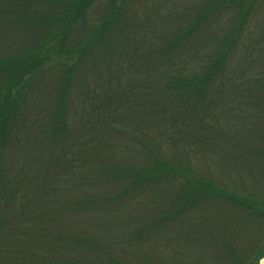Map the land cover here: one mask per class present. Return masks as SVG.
<instances>
[{"label": "rangeland", "instance_id": "obj_1", "mask_svg": "<svg viewBox=\"0 0 264 264\" xmlns=\"http://www.w3.org/2000/svg\"><path fill=\"white\" fill-rule=\"evenodd\" d=\"M205 2L116 0L119 14L108 35H105L102 44L104 50L99 53L105 64L95 67L93 55L84 60L83 72L89 73L87 84L83 85L81 80L75 82L82 94L69 84L66 87L68 91L63 92L60 88L63 78L62 70L57 69L56 54L47 57L42 68L31 76H24L26 84L20 89L24 93V100L19 103L20 115H17L10 140L6 139L0 157V170L4 169V175L12 177L10 186L15 183L24 192L12 198L13 204H0V221H10L11 218L17 221L16 217H20L21 225L13 230L16 237L11 245L7 241L0 244V260L10 258V261H0V264H17L16 260L21 264H45L46 256L51 264H64V261H79L81 258L87 260L88 264H196L192 260L195 257H201L202 264H210L208 261H211L212 253L225 252L220 228L224 224L235 223V220L242 223L244 231L238 235L237 247L244 250L242 254L253 252L251 264H262L264 223H260L257 234L251 232L240 217L243 206L232 203L228 198L236 193L250 196L264 205V142L251 137L247 143L253 148L259 146L262 152L257 158H249L246 146L240 141L230 142L231 134L234 133L233 138L237 140L235 135L240 133L238 126L232 128L235 117L241 114L234 101L239 95L231 93L233 100L229 101H232L233 109L221 112V116H226V122L219 125V131L225 136L221 135L223 139L220 141L212 137L208 143L195 142L200 133L198 126L192 130L194 142L187 143L182 137L180 140H168L171 130H163L166 125L159 124L158 116L147 115L149 108L144 104L135 105L132 114L126 113L125 106L118 107L114 111L123 108L122 112L118 111L115 119L111 118L109 122L100 121L91 109L92 99H98L100 103L103 91L107 92L108 86H113L111 79L121 92L138 96L146 89L145 86L151 88L160 78L162 83L156 91L164 89L168 94L159 102L180 106L175 96L165 89V83L171 82L168 71L173 77L183 75L188 78L202 72L209 51L218 39L227 35L222 27L226 21L213 16L202 21L194 34L177 44L176 48L170 44L175 31L184 28L191 21L192 14ZM91 9L93 16L100 18L98 26L102 25L108 5L103 3ZM242 29L238 49L241 50L244 40L249 38V49L254 48L250 50L255 53V48L264 42V7L255 6ZM16 44H12L11 36V41L7 38L0 42V49L9 48L6 53H11ZM248 55L251 56V53ZM247 60L255 62V66L259 64L254 56ZM107 65L113 71L122 67V71L104 76ZM237 66L233 71L235 76L240 71ZM155 73L158 75L155 76ZM127 77L131 78L128 90ZM240 79L239 76L237 82ZM212 89L214 87H209L205 92ZM63 97L65 114L58 127L69 133L70 137L74 131L77 134L96 135L97 142L95 137L91 141L93 146L86 150L81 146L87 144L89 137L82 139L77 135L76 145H72L64 136L66 132L57 133V118L53 117L57 101ZM65 100L71 104L68 106ZM99 111L104 113L101 104ZM172 112H176L175 107L165 111L163 116L171 119ZM102 116L110 118L107 114ZM94 126H97L95 133ZM80 152L88 154L91 173L102 176L88 173L78 180L84 188L79 187L76 197L69 195V202L74 203L76 199L81 201L79 210L60 208L63 204L60 203L61 197L57 198V190L55 195L46 193L45 198L33 194L29 176H37V171L42 172L41 177L57 176V165H53L51 160L55 158L54 162H57L67 154L77 155ZM67 158L64 157L63 162ZM154 162H164L182 168L184 172L141 177L142 172L145 175L151 171ZM134 173L137 175L132 176ZM183 177L190 181L202 178L215 183L219 187L220 197L209 194L200 203L194 201L196 206L190 210H174L179 204L176 193L183 184ZM134 179L138 181L137 185ZM45 181L50 183V180ZM183 192L193 199L190 194L193 191L188 185ZM67 212L75 213V218L68 216L64 220ZM49 217L53 221H49ZM259 238L263 240L262 243L256 241ZM230 244L234 246L235 242L230 241ZM214 260L218 262L212 264H233V260H226L225 256H217Z\"/></svg>", "mask_w": 264, "mask_h": 264}, {"label": "trees", "instance_id": "obj_2", "mask_svg": "<svg viewBox=\"0 0 264 264\" xmlns=\"http://www.w3.org/2000/svg\"><path fill=\"white\" fill-rule=\"evenodd\" d=\"M115 1L116 0H0V42L6 41L7 38L11 41L12 36V44L15 45V43H17L14 47L15 49H12L11 53H6L8 52L6 50L9 48L4 47L5 50L0 49V157L2 149L6 146V139L10 140L12 127L15 124L17 115H20L19 107L21 104L19 103L24 100V93L21 91V88L26 84L24 82L25 79H23L26 74L31 76L34 71L42 68V65H44L43 62L47 57L57 55V69H59V71L62 70V75L59 74V76L61 75V78H63V84L61 87L59 85V87L64 92L67 90L66 87L69 84L76 92L82 94L76 87L75 82L76 80H81L83 85L87 84V76L89 73L83 72L82 66L84 60H86L89 55H93L92 61L93 64H96L95 67L103 66L101 65L102 63L105 64L104 58L101 57L99 53L104 50L102 49V44L105 41V35L106 33L108 35L112 24L117 20L119 14ZM204 1L206 2L200 6L201 8L196 13L192 14L191 21L184 28H179L177 26L179 29H177L173 37H171L170 44H173L176 48L177 44L194 34V31L199 27L202 21L204 22L205 19L213 16L218 19L222 18L226 21L223 23L222 27L227 35L224 34L216 43L213 41L215 46L207 54L209 58L202 72L200 71L195 76L188 78L183 75L173 77L168 71V75L171 76V82L169 84L165 83V89L169 90L170 93L175 96L180 106L175 103H172L170 106L166 103L161 104L159 102L160 98L165 99L168 94L164 89L161 92L156 91V88L162 83L160 78L156 79L155 84L153 83L151 88L145 86L146 89L138 93V96H131V93L126 94L121 92L117 84L112 83L114 79H111L112 82L108 79L113 86H108L107 92L105 90L103 91L100 103L98 99L94 101L90 98L93 103L91 104V109L94 111L95 117L100 121L109 122L111 118L115 119L114 117L118 115V111L122 112L123 108L114 111L118 107L125 106L126 113L132 114L135 110V105L144 104L149 108L147 115L152 114V116H158L159 124L166 125L163 130L167 128L171 130V135L168 137V140H180L182 137L187 143H189V141L194 142L192 130L198 126L200 133L198 137L196 136L197 139L195 142L208 143V140L212 137L220 141L223 139L222 136H225L219 131V125L222 122H226V116H221V112H225L226 109H233L232 101H229L233 100V98L230 97L231 93H233L239 95V98L234 101L237 103V106H239V109H241V114L235 117V123L232 128L238 126L240 133H236L235 135V137L238 138L237 140L233 138L234 133L231 134L230 142L237 143V141H240L243 146H246L248 157L257 158L262 152L259 150V146L253 148L248 146L247 143L252 138L264 142V42H262L261 46L255 48V53L250 50L254 48L249 49L250 45L247 44L249 38L244 40L243 43L247 45L243 44L241 50L238 49L237 42L242 35V28L246 26L249 20L251 10L255 6L257 8H263L264 0ZM103 3L108 5V9L103 17V24L98 26L97 22L100 18L93 16L91 8L95 5L100 6ZM15 33L17 35H15ZM18 47H21L23 50H17ZM249 53H251V56H254L256 61H259L257 66L254 65L255 62H249L247 60L248 57H251L248 55ZM141 56H144V54L141 53ZM244 58L245 63L243 61ZM236 66L240 71H238L239 74L235 76L233 71L236 70ZM250 67H252V69H250ZM91 70H93L94 73V69L92 68ZM121 71L122 67L113 71L112 68L108 66L104 76H111V74ZM157 75L158 74L155 73V76ZM239 76L241 79L237 82ZM130 79V77L126 78L127 90L130 87ZM209 87H214V89L205 92ZM193 98H197L198 100L192 101ZM65 102L68 106L71 104L70 101L65 100ZM66 104L65 108L67 106ZM100 104L104 112L103 114L99 111ZM63 105L64 97L62 99L59 98L57 101L55 115L53 117L57 118V133H59V131L62 133L66 132L58 127V123H62L65 114L63 112ZM171 107H175L176 112H172L173 115L171 119L167 120L163 115L164 112L169 111ZM104 114H107L110 118H103L102 115ZM186 118L189 119L186 120ZM251 118H254V120H250ZM84 122L86 124L88 123V121ZM191 124L192 127H189ZM94 127L95 133L97 126ZM77 135L82 139H87V137H89L86 145H79L81 148L86 150L89 146H93L94 143H91V141H94L96 137L95 134H93L95 136L82 133L77 134L76 131L73 132L72 137H70L67 132L64 134L72 145H76L75 138ZM97 140L98 138L96 137L95 142H97ZM105 142L106 141H103L102 143ZM64 157H68L66 162H63ZM64 157L59 160L57 159V162H54L55 158L51 160L53 161L51 162L53 165H57V176L41 177L40 175L43 174L40 171L36 172L35 175L37 176H29L32 179L31 188L33 194H36L38 198H45L44 196L46 193H53L55 195L57 190V198L61 197L60 203L63 204L59 206L60 208L62 206L69 210H79L78 207L82 205L81 201L74 198L76 202H69L71 199L69 195L76 197L79 187L81 186L78 180L85 178V176H82L83 174L91 173L92 168L89 166V157L88 154L83 152L77 153V155L70 153ZM82 157L85 158V160ZM177 171L179 174L184 172L182 168H176L164 162H154L150 171L152 172L150 176L148 175L150 172H147L145 175L142 172L140 176L176 175ZM4 174V169H1L0 204L4 202V205L7 204L8 206L9 204H13L12 198L17 194H24V192L15 183L10 186L9 181H11L12 177L5 176ZM91 175L102 176L99 173L98 175H93L91 173ZM136 175L137 173L132 174V176ZM45 180H50V183H46ZM145 180H148V178H145ZM183 180V184L176 193L179 204L174 210L184 211L186 208L190 210L196 206L194 204L195 202L199 201L200 203L201 199L205 198V196L209 197V194L217 198L221 195L218 185L213 182H207L202 178L194 179L193 181H190L188 178H184ZM17 181L22 183L19 179ZM42 182H44L45 185H43ZM135 184H138L137 180H135ZM187 185L191 188V191H193L190 192V194L193 199L196 200L191 199V196H188L189 194L183 192ZM81 187L84 188V185ZM27 188L30 189L29 187ZM85 192L87 193L88 191ZM61 194H64L65 197ZM228 198H230L232 203L243 206L240 217L243 223L247 225L248 229L251 228V232L253 231L257 234L260 223H264V205L250 196L238 195L236 193L231 194V197ZM48 200L51 199H45V201ZM21 203H23V201H21ZM2 207L3 206H1V209ZM74 214L75 213L67 212L64 220L68 219V216L74 219ZM16 218L18 219L17 221H14V218L9 219L10 221H0V244L6 243L7 241L8 244L11 245V242L15 241L14 239L16 236L13 230L18 229L17 226L21 225L20 217ZM49 221H53V218L49 217ZM220 230L225 252L219 254L212 253L211 255L213 258L211 257V261L208 262H211L210 264L218 262L214 260L217 256H225L226 260H233V264H251L253 252L242 254L244 250H241L242 248H238L236 245L239 233L244 232L242 230V223L235 220V223L224 224ZM228 235L229 238L225 239ZM230 241L235 242L234 246H231ZM256 241L262 243L261 241L263 240L259 238ZM13 256L15 259L17 258L14 253ZM47 258L46 256L45 260L47 262L45 264H51V262L48 263ZM192 260H195L193 262H197L196 264L203 263L200 262V260H202L201 257H195ZM0 261L6 263V261H10V258L5 257ZM16 263L21 264L22 262L18 263L16 260ZM62 263L88 264L89 262L81 258L79 261L67 260Z\"/></svg>", "mask_w": 264, "mask_h": 264}, {"label": "bare ground", "instance_id": "obj_3", "mask_svg": "<svg viewBox=\"0 0 264 264\" xmlns=\"http://www.w3.org/2000/svg\"><path fill=\"white\" fill-rule=\"evenodd\" d=\"M261 263L264 264V257L262 258Z\"/></svg>", "mask_w": 264, "mask_h": 264}]
</instances>
